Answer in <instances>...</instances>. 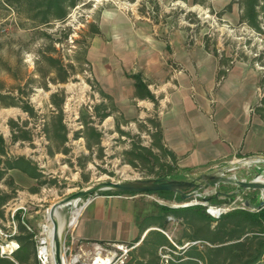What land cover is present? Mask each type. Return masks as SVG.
<instances>
[{
	"label": "rangeland",
	"instance_id": "1",
	"mask_svg": "<svg viewBox=\"0 0 264 264\" xmlns=\"http://www.w3.org/2000/svg\"><path fill=\"white\" fill-rule=\"evenodd\" d=\"M198 1L199 4L193 5L194 0H79L75 7L68 8L65 20L51 18L49 23L41 24L39 19L32 18L35 12L29 10L28 0H0V94L10 96L6 102L17 104L6 107L0 102V133L5 138L9 156L31 159L43 174L37 181L17 170L11 171L9 175L15 180V185L10 188L6 184L8 175L0 181V194H16L0 208L4 214L3 218L0 217L1 251L9 253L16 249V241L10 240V234L15 233L18 225L14 220L15 214L18 210L23 214L21 207L27 208L25 223L37 234L54 204L86 187L104 181L155 178L154 173H149L150 166L135 168L128 164L124 155L132 142L140 138L143 145L150 146L148 132L152 127L146 123L141 126L140 122L156 113L155 106L152 109L150 104L152 102L148 106L127 97L118 103L113 95V103L119 108V113L102 122L95 116V106L104 100L100 89L109 93L103 87L106 80L131 81L128 75L139 72L119 63L124 55L111 47L110 32L116 28L112 24L115 16L126 18L134 31L158 32L166 44V55L173 52L172 41L180 43L183 36L187 48L201 46L205 49L208 45L212 51L216 49L219 59L223 58L226 63L224 70L240 63L253 67L258 100L255 112L258 113L259 109L264 121V30L260 34L240 23L241 11L237 4L233 5L231 12L221 16L220 12L232 0ZM94 27L100 29V35H93ZM104 49L109 56L106 60L102 57ZM49 57L60 59L66 66L69 73L67 82L54 80L56 73L47 60ZM144 76L148 82L155 81L150 73V77ZM55 93L63 99L64 123L68 129L66 154L62 152L63 147L48 140L45 130V124L57 113L51 103V96ZM105 102L109 104L110 101ZM25 104L33 111H25ZM119 114L123 116L118 118L119 128L129 135L122 136L118 130L116 116ZM82 116L102 135L100 144L93 142L91 150L87 149L84 134L78 136L84 130ZM14 122L18 126L13 129ZM14 133L27 135L29 139L14 141ZM260 171L264 175V163L242 164L226 174L251 180ZM202 172L178 169L172 177L191 179ZM33 189H38L37 193L32 192ZM220 190L236 194L229 198L217 194L216 187L211 186L183 203L175 195L159 196L170 208L198 202L206 210L211 205L241 208L246 200L256 204L259 196L257 191L237 192L238 187L233 185L222 184ZM85 201L81 200L76 208L67 205L58 209L57 218L62 231L74 211L82 208ZM188 211L191 212L189 209L185 213ZM150 217L144 218L145 222H152ZM166 233L179 239L182 228L176 222L170 223ZM137 243L141 244V239Z\"/></svg>",
	"mask_w": 264,
	"mask_h": 264
},
{
	"label": "crops",
	"instance_id": "2",
	"mask_svg": "<svg viewBox=\"0 0 264 264\" xmlns=\"http://www.w3.org/2000/svg\"><path fill=\"white\" fill-rule=\"evenodd\" d=\"M125 19L115 16L112 20L116 28L110 32L111 47L124 55L119 63L126 68L155 78L149 89L159 99L164 142L177 155L180 170L206 172L247 156H264V121L255 112L253 67L240 63L218 81L220 67L213 54L201 46L187 48L182 36V42L172 41L173 52L166 55V44L158 32L134 31ZM102 57H109L106 49ZM103 87L118 103L129 97L154 109V104L135 98L133 80L109 79ZM159 194L90 196L72 233L86 243L131 244L139 237L142 241L154 227L141 234V222L160 215L167 206Z\"/></svg>",
	"mask_w": 264,
	"mask_h": 264
},
{
	"label": "trees",
	"instance_id": "3",
	"mask_svg": "<svg viewBox=\"0 0 264 264\" xmlns=\"http://www.w3.org/2000/svg\"><path fill=\"white\" fill-rule=\"evenodd\" d=\"M78 2L79 0H28L29 10L35 12L32 18L39 19L41 24L49 23L51 18L60 21L65 20L68 8L75 7ZM197 4L199 1L194 0L193 5ZM234 4H237L241 11L240 23L262 34L264 30V0H232L225 10L220 12V15L231 12ZM100 34V29L94 27L93 35ZM205 50L218 58L220 69L217 79L218 81L222 80L229 71L227 68L225 70L223 68L226 63L223 62V58L219 59L220 54L216 49L212 51L208 45H205ZM47 60L54 67L56 73L54 80L59 83L67 82L69 78L68 69L61 60L52 57ZM128 78L134 81L135 98L154 103L156 113L147 117L146 122H140L141 126L146 123L145 125L150 124L152 127L148 132L151 137L150 146L143 145L141 138L133 141L131 147L124 152L126 160L135 168L140 165L143 167L150 166V170L148 168L149 173H154L155 178L172 177L179 169V159L164 142L161 120L158 114L159 99L149 89L150 84L142 72L129 74ZM99 92L104 100L95 106V116L102 122L115 113H119V108L113 103L111 95L102 89ZM8 98L10 96L0 94V102L6 107L17 105L16 102H6ZM106 100L110 101L109 104H106ZM51 103L56 108L57 113L45 124L47 138L51 143L63 147L62 152L66 154L68 152L65 147L68 142V129L64 123L63 99H60L59 94L55 93L51 96ZM23 107L25 111H33L28 104ZM257 110L263 119V114L260 113L259 109ZM119 115V117L116 116L118 130L122 136L129 135L128 132L119 128L118 118L123 117L122 114ZM82 121L84 130H81L78 136L80 133L84 134L88 144L87 149L91 150L93 142L97 145L100 144L102 135L94 126H90V123L83 116ZM17 126V123H12L13 129ZM21 138L29 139L27 135L21 136L14 133V141ZM16 170L37 181L43 177L41 170L31 159L25 156L13 157L8 155L5 138L0 133V181L8 175L6 184L9 188L14 186L15 180L9 175V172ZM37 191L38 189L32 190L34 193ZM158 193L175 195L166 191ZM124 194L130 193L104 191L100 195ZM14 195L16 194H0V208L12 200ZM175 197L181 201L180 197L176 195ZM189 209L191 212L185 213ZM0 217H4L1 211ZM150 218L153 220L152 222H145V220L141 222L140 233L143 234L150 227H154V229L147 231L142 243L138 245L139 248L137 247L138 253L135 254L137 248L130 252L127 264H264V208L258 211H250L243 207L235 208L222 214L220 218H215L200 204L179 208L164 206L163 213ZM14 220L18 221V225L15 233L10 234V240H15L19 248L10 257L2 255L0 248V264H38L34 234L22 222L21 211L18 210ZM175 222L182 228V234L178 240L170 239L164 233L167 232L168 225ZM140 239L141 237L135 242ZM163 259H165V263Z\"/></svg>",
	"mask_w": 264,
	"mask_h": 264
},
{
	"label": "water",
	"instance_id": "4",
	"mask_svg": "<svg viewBox=\"0 0 264 264\" xmlns=\"http://www.w3.org/2000/svg\"><path fill=\"white\" fill-rule=\"evenodd\" d=\"M250 163H264V156H247L241 158L234 162L229 163L227 166L222 168L209 170L202 172L191 179H178L173 177H163V178H148V179H139L131 181H104L93 184L89 187H86L79 192L70 195L64 200L54 204L50 209V218L53 224V249H54V261L55 264H63L62 256L64 251V244L69 229V221L65 224L64 231L60 226V222L57 218L58 209L67 206L74 205L76 206L83 199H89L90 196L100 195L104 191H113L117 193H130V194H139V193H158L162 191L171 192L176 196L180 197L179 202L183 203L187 199H191L194 196L205 190L208 187L214 186L217 189V194L224 195L226 197L232 198L236 193H224L220 190V185H233L237 186V192L241 191H257L259 193L256 204H253L249 200L244 202L246 208L251 211H258L261 208H264V182L260 180V177H264L263 171L258 172L255 178L251 180L238 179L234 175H228L226 172L233 171L240 167L242 164ZM225 205L228 202H224ZM195 204H181L177 207H188ZM78 205V204H77ZM201 205V204H200ZM210 207H219L211 205ZM146 235V234H145ZM144 235V237H145ZM143 240V239H142Z\"/></svg>",
	"mask_w": 264,
	"mask_h": 264
},
{
	"label": "built area",
	"instance_id": "5",
	"mask_svg": "<svg viewBox=\"0 0 264 264\" xmlns=\"http://www.w3.org/2000/svg\"><path fill=\"white\" fill-rule=\"evenodd\" d=\"M88 201L89 199H86L83 206ZM243 208H246L245 205ZM20 209L23 210V214L21 213L22 222L26 224L25 214H27V208L21 207ZM232 209L233 208L229 207H209L207 212L215 218H220L222 214L227 213ZM72 217L68 224L69 229L64 244L62 256L63 264H127L130 258V252L139 245L137 242L131 244L119 242H79L75 239L72 233V229L76 223V218L72 219ZM27 227L28 230L34 234L33 230L28 225ZM40 229L41 230L37 234H34L38 264H55L53 224L50 214L43 219ZM15 245L16 249L9 253L7 252L8 255L3 250L1 251V254L10 257L13 252L19 248L17 242Z\"/></svg>",
	"mask_w": 264,
	"mask_h": 264
},
{
	"label": "bare ground",
	"instance_id": "6",
	"mask_svg": "<svg viewBox=\"0 0 264 264\" xmlns=\"http://www.w3.org/2000/svg\"><path fill=\"white\" fill-rule=\"evenodd\" d=\"M260 180H262V181L264 182V177H260ZM77 204H78V203H77ZM77 204H76L75 208L77 207ZM80 211H81V208H80V209H76V211H74V213H73V217H72V219L77 218V216L79 215ZM72 219H71V220H72Z\"/></svg>",
	"mask_w": 264,
	"mask_h": 264
}]
</instances>
